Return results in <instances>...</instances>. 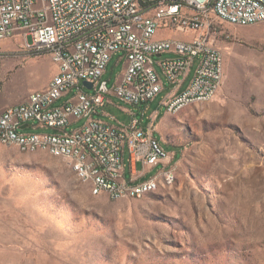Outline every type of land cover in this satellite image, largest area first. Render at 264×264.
I'll return each instance as SVG.
<instances>
[{
  "label": "rangeland",
  "instance_id": "1",
  "mask_svg": "<svg viewBox=\"0 0 264 264\" xmlns=\"http://www.w3.org/2000/svg\"><path fill=\"white\" fill-rule=\"evenodd\" d=\"M210 23L205 32L224 56L219 91L155 120L175 152L170 185L142 197L97 195L69 159L0 142V264H264V21L239 26L211 14ZM158 36L195 32L163 26ZM4 41L8 83L14 60L41 54L19 36ZM117 59L103 76L109 86L124 68ZM164 94L150 111L164 110Z\"/></svg>",
  "mask_w": 264,
  "mask_h": 264
},
{
  "label": "built area",
  "instance_id": "2",
  "mask_svg": "<svg viewBox=\"0 0 264 264\" xmlns=\"http://www.w3.org/2000/svg\"><path fill=\"white\" fill-rule=\"evenodd\" d=\"M211 14L234 25L256 24L264 21V0H158L153 6L140 0H0V41L21 36L29 53L50 54L58 65L45 88L1 111L0 142L17 146L24 140L54 143L62 138L61 147L90 170L85 181L94 194L125 198L154 192H144V184L169 181L175 154L153 128L140 125L136 114L118 125L98 115L111 94L135 106L153 100L163 88L156 62L167 80L180 87L198 59L189 86L167 99L166 108L195 103L189 95H196V102L212 99L225 66L223 53L205 32ZM163 26L195 36L159 37ZM164 53L173 56L157 60ZM115 54L124 68L109 86L103 76Z\"/></svg>",
  "mask_w": 264,
  "mask_h": 264
},
{
  "label": "crops",
  "instance_id": "3",
  "mask_svg": "<svg viewBox=\"0 0 264 264\" xmlns=\"http://www.w3.org/2000/svg\"><path fill=\"white\" fill-rule=\"evenodd\" d=\"M5 45H7V41L0 42V49ZM166 54H169L168 56H173L172 53ZM117 56L118 64L120 56L118 54ZM161 56L162 55L157 56V60L165 58ZM13 66L15 67V69L12 72L11 81L8 83L7 63L3 68H0V114L5 107L16 105L25 101L29 93L33 90L45 88L49 84L50 80L58 73V65L53 61L51 55L46 53L39 55L38 58L30 56L26 58L24 62L22 59L14 60ZM156 67L160 73L163 83V88L160 93L165 92L163 98L160 101V105L164 107L163 111L158 109L153 111L149 110V102L154 101L160 93L153 100L137 106L125 103L115 94H111L109 102L104 106L98 117L106 122L118 125L121 124V122H119V118L113 111H119L123 114V116L128 117L130 120L132 119L134 114H136L141 119L140 125L147 129L153 128L155 133V120L161 113H163L164 116L168 111L165 105V101L175 96L176 94L186 90V88L190 84L194 72V70H191L180 87H175V85L167 80L165 74L163 73L160 65L157 62ZM65 99L66 98H62L58 100L57 104H61ZM113 120H118V123H112L111 121ZM171 153L175 154V152Z\"/></svg>",
  "mask_w": 264,
  "mask_h": 264
},
{
  "label": "bare ground",
  "instance_id": "4",
  "mask_svg": "<svg viewBox=\"0 0 264 264\" xmlns=\"http://www.w3.org/2000/svg\"><path fill=\"white\" fill-rule=\"evenodd\" d=\"M189 102H196V95H189ZM192 104V103H190ZM190 104H182L177 106V108H167L170 112H177L180 109L184 108ZM62 138H54V143H48L46 141H37V140H24L17 143V146L24 151H37L40 149L46 150L52 155H61L66 159H69L76 165L78 173L84 180H90V170L85 166V162L80 160L78 157H70V150L63 149ZM173 173L169 175V181H148L147 184H144V192L155 191L159 185H170L172 182ZM114 198H122L121 196H112Z\"/></svg>",
  "mask_w": 264,
  "mask_h": 264
},
{
  "label": "trees",
  "instance_id": "5",
  "mask_svg": "<svg viewBox=\"0 0 264 264\" xmlns=\"http://www.w3.org/2000/svg\"><path fill=\"white\" fill-rule=\"evenodd\" d=\"M142 3L147 4L148 6H153L157 3L158 0H140Z\"/></svg>",
  "mask_w": 264,
  "mask_h": 264
},
{
  "label": "water",
  "instance_id": "6",
  "mask_svg": "<svg viewBox=\"0 0 264 264\" xmlns=\"http://www.w3.org/2000/svg\"><path fill=\"white\" fill-rule=\"evenodd\" d=\"M83 84L88 88V89H91L92 88V83L91 82H89V81H87V80H85L84 82H83ZM25 126V125H24ZM23 126V127H24Z\"/></svg>",
  "mask_w": 264,
  "mask_h": 264
}]
</instances>
